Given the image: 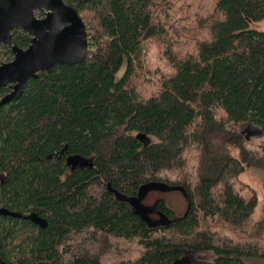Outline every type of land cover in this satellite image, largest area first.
<instances>
[{"label":"trees","instance_id":"1","mask_svg":"<svg viewBox=\"0 0 264 264\" xmlns=\"http://www.w3.org/2000/svg\"><path fill=\"white\" fill-rule=\"evenodd\" d=\"M64 1L88 26L86 59L0 106V206L47 220L0 215V264H264L241 180L264 171V30L250 27L264 0ZM13 58L0 42V64ZM150 184L181 190L186 212L162 199L149 223L135 202Z\"/></svg>","mask_w":264,"mask_h":264},{"label":"water","instance_id":"2","mask_svg":"<svg viewBox=\"0 0 264 264\" xmlns=\"http://www.w3.org/2000/svg\"><path fill=\"white\" fill-rule=\"evenodd\" d=\"M45 10L44 17L36 11ZM21 29L31 36V43L22 48L13 42V31ZM0 42L11 46L14 58L0 64V88L13 84L12 92L0 99V106L18 99L31 78L40 72L50 71L58 63L77 64L86 59L90 36L88 26L78 11L64 0H0ZM147 185L140 191L135 211L144 214L140 203L150 189ZM164 190L177 189L167 188ZM0 215L30 219L45 227L47 220L37 213L13 211L0 206Z\"/></svg>","mask_w":264,"mask_h":264},{"label":"rangeland","instance_id":"3","mask_svg":"<svg viewBox=\"0 0 264 264\" xmlns=\"http://www.w3.org/2000/svg\"><path fill=\"white\" fill-rule=\"evenodd\" d=\"M203 3L206 4L207 3L206 0H203ZM174 5L175 8L172 11V19L174 15L177 13V10H179L181 4H177V2H175ZM199 5L200 3L195 4V2L193 1L191 6H188V8L193 9L191 14L192 15L197 14V18L206 15L202 13L203 9L201 11ZM182 9L184 8H181V10ZM36 15L38 17H44L45 13L42 12L40 13V11H36ZM184 15H186V13ZM182 25L186 26V22L183 21ZM250 27L258 30H264V19L260 21L252 22L250 24ZM6 61L8 60L5 59L3 60V62ZM255 130L256 128L251 126L248 133L249 134L254 133ZM241 180L243 183L253 187L259 198L258 205L246 225L247 232L253 233L255 231L256 223L264 217V171L257 167L247 168L246 171L242 173ZM165 191H167V193H164V196L167 197L166 200L168 204L174 208L178 216L183 215L188 208V201L186 196L179 189H167ZM145 203L151 204L152 201L148 199L147 201H145ZM213 257L214 255L212 252H197L191 255L192 259H200V260H211L213 259Z\"/></svg>","mask_w":264,"mask_h":264},{"label":"flooded vegetation","instance_id":"4","mask_svg":"<svg viewBox=\"0 0 264 264\" xmlns=\"http://www.w3.org/2000/svg\"><path fill=\"white\" fill-rule=\"evenodd\" d=\"M40 13H45V10H39ZM11 61V60H8ZM6 61V62H8ZM3 63V62H2ZM13 90V84H8L5 87L0 88V92L3 91V95L0 97L3 98L6 94L12 92ZM78 163V161H73L71 165ZM167 190V189H166ZM164 193H167V191L164 190V187L162 188V186H159V188H157V186H155V188L150 189L148 191V193L146 194L145 198L138 203V208H142L143 210V214L151 221H160L163 218V215L161 213V211L159 210V204H160V200L162 199H167L166 196H164ZM152 201L151 204H146L145 201L147 200ZM137 203V201L135 202Z\"/></svg>","mask_w":264,"mask_h":264}]
</instances>
